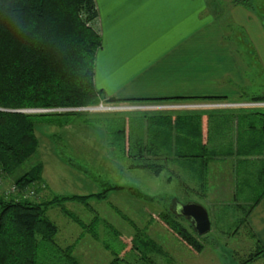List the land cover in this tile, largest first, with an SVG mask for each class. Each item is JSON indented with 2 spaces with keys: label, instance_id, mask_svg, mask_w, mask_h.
<instances>
[{
  "label": "trees",
  "instance_id": "obj_1",
  "mask_svg": "<svg viewBox=\"0 0 264 264\" xmlns=\"http://www.w3.org/2000/svg\"><path fill=\"white\" fill-rule=\"evenodd\" d=\"M236 2L248 7L254 4L252 0ZM97 17L95 0H0V161L8 173L15 175L20 190L33 188L31 185L43 180L42 163L32 165L28 161L38 147V122L63 124L67 118L60 115L72 111L12 109L97 104L104 98L95 83V58L102 42ZM238 97L236 100L243 102L264 101V91L242 90ZM226 98L229 99L194 96L185 100ZM125 126L124 120L113 129L123 134L121 144L128 146L122 153L132 157L136 164L149 165L151 157L158 159L164 153L179 168L184 167L191 180L183 184L193 190L205 189L211 179L224 181L228 176L234 194L225 199L228 204L220 207L222 215L216 210L217 216L228 225L235 222L238 229L244 223L251 228L249 215L264 196V105L146 112L133 128L137 137L131 142L125 139L131 137V133L125 134ZM180 145L182 149H178ZM218 164H228L230 169L220 171L216 169ZM253 190L259 193L249 206L240 201L230 203ZM29 195V191H19L18 196L0 194V264H82L70 247L63 249L56 241L57 224L48 209L67 198L81 199L86 195H54L40 200ZM235 207L245 211V216L235 213L234 220L226 222L234 215ZM159 215L181 239L196 250L203 248L199 239L203 234L197 232L191 221L183 222L186 216L170 210ZM251 234L256 239V254L264 255V245L252 229ZM141 235L133 237L131 249L141 252V258H148V251L157 245Z\"/></svg>",
  "mask_w": 264,
  "mask_h": 264
},
{
  "label": "rangeland",
  "instance_id": "obj_2",
  "mask_svg": "<svg viewBox=\"0 0 264 264\" xmlns=\"http://www.w3.org/2000/svg\"><path fill=\"white\" fill-rule=\"evenodd\" d=\"M256 1V13L263 18L264 0ZM212 100L122 99L116 101L121 107L114 110L91 108L100 102H110L100 98L97 104L12 109L25 112L72 111L60 115L67 118L63 124L38 122V147L28 160L32 165L40 162L43 165V180L31 185L35 193L29 192V197L40 200L54 195H86L81 199L67 198L62 204L49 207L48 213L57 224L55 239L59 245L63 249L70 247V252L82 264H264V255L256 254L258 249L251 228L244 223L238 229L235 222L228 225L219 218L223 214L220 207L228 204L225 199L234 194V186L228 176L224 181L222 178L211 179L205 189H188L183 181L191 178L164 153L158 159L151 157L149 165L136 164L132 157L125 156L122 152L127 151L128 146L121 144L123 134L113 129L125 120V134L129 136L131 133L126 141H136L133 128L144 113L199 107L195 105L197 103L208 106L204 104ZM153 103L172 106H146ZM217 168L228 171L230 166L218 164ZM252 181L254 189L256 180L253 178ZM14 184L20 186L15 175L8 173L0 161V194L18 196ZM198 190L201 191L197 193ZM20 191L29 189L23 187ZM258 193L257 190L242 193L233 198L236 202L230 203L238 204L240 201L249 206ZM187 201L204 204L210 213L212 228L199 236L203 243L201 250L181 239L159 215L165 210L176 212L178 204ZM232 209L234 215L227 216L226 222L233 221L235 213L245 216L242 209ZM183 220L185 224L190 223L188 217ZM140 233L157 245L148 251V258H141V252L131 249L133 237L140 236Z\"/></svg>",
  "mask_w": 264,
  "mask_h": 264
},
{
  "label": "crops",
  "instance_id": "obj_3",
  "mask_svg": "<svg viewBox=\"0 0 264 264\" xmlns=\"http://www.w3.org/2000/svg\"><path fill=\"white\" fill-rule=\"evenodd\" d=\"M95 1L102 41L95 83L104 98L243 102L236 100L242 90L264 91V19L256 0L251 7L236 0ZM249 224L264 245V196Z\"/></svg>",
  "mask_w": 264,
  "mask_h": 264
},
{
  "label": "water",
  "instance_id": "obj_4",
  "mask_svg": "<svg viewBox=\"0 0 264 264\" xmlns=\"http://www.w3.org/2000/svg\"><path fill=\"white\" fill-rule=\"evenodd\" d=\"M177 212L188 217L199 234H205L212 228V220L208 208L198 201L179 203Z\"/></svg>",
  "mask_w": 264,
  "mask_h": 264
},
{
  "label": "built area",
  "instance_id": "obj_5",
  "mask_svg": "<svg viewBox=\"0 0 264 264\" xmlns=\"http://www.w3.org/2000/svg\"><path fill=\"white\" fill-rule=\"evenodd\" d=\"M244 104H248V105H264V101H244V102H232V101H212L211 103L209 102L208 104H204V105H208V106H230V105H244ZM183 105V104H181ZM186 105V104H184ZM195 105H200L201 104H195ZM123 106V105H122ZM147 107H163V106H172V104H165V103H153V104H149L146 105ZM173 106H179V105H175L173 104ZM98 107H101L104 110H114L117 108H120V104H118V102L116 101H110V102H100V104L98 106H92L91 108L94 109H98ZM28 110V109H27ZM17 185L14 184L13 188L16 187ZM18 189V187H17ZM29 192H31V194L34 193V189H29ZM8 194V193H7Z\"/></svg>",
  "mask_w": 264,
  "mask_h": 264
},
{
  "label": "bare ground",
  "instance_id": "obj_6",
  "mask_svg": "<svg viewBox=\"0 0 264 264\" xmlns=\"http://www.w3.org/2000/svg\"><path fill=\"white\" fill-rule=\"evenodd\" d=\"M99 109H102L101 107H99L97 110H99ZM20 191V189H18V192ZM22 192V191H21Z\"/></svg>",
  "mask_w": 264,
  "mask_h": 264
}]
</instances>
